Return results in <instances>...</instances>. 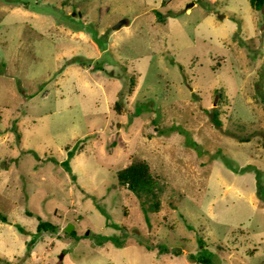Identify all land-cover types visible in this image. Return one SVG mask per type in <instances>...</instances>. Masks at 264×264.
Returning <instances> with one entry per match:
<instances>
[{"label": "rangeland", "instance_id": "obj_1", "mask_svg": "<svg viewBox=\"0 0 264 264\" xmlns=\"http://www.w3.org/2000/svg\"><path fill=\"white\" fill-rule=\"evenodd\" d=\"M130 157L158 210L118 183ZM38 218L59 235L30 249ZM0 257L264 264V6L0 0Z\"/></svg>", "mask_w": 264, "mask_h": 264}, {"label": "trees", "instance_id": "obj_2", "mask_svg": "<svg viewBox=\"0 0 264 264\" xmlns=\"http://www.w3.org/2000/svg\"><path fill=\"white\" fill-rule=\"evenodd\" d=\"M251 7L255 10H260L264 6V0H249ZM158 18L162 21L163 15L158 12ZM70 62H73L71 60ZM134 83V79L130 78L129 80V87L128 90H132V86ZM120 102L116 101L114 103L115 107H119ZM213 120L216 124H219L218 114L216 110L212 112ZM74 155L73 151H69V156L72 157ZM65 167L68 165L67 160L63 162ZM116 178L119 184L125 186L130 191H132L138 197H146L148 202H152V205L155 210H158L160 207L159 200L157 198V179L153 176L150 165L146 160L142 159H133V158H126L125 163L121 165V167L117 170ZM4 219V218H3ZM5 221V220H4ZM21 229V228H19ZM41 232H48L50 236H58L59 235V225L53 224L47 220H43L38 218V223L36 226V235L33 236L28 242V248H32L37 241V237ZM73 231L65 234H72ZM109 238H105L107 240ZM201 243L202 240L199 239ZM192 259L193 257L190 256ZM200 261L205 262L206 264H211L210 261L206 259H201ZM4 262L9 264V261L0 257V263Z\"/></svg>", "mask_w": 264, "mask_h": 264}, {"label": "water", "instance_id": "obj_3", "mask_svg": "<svg viewBox=\"0 0 264 264\" xmlns=\"http://www.w3.org/2000/svg\"><path fill=\"white\" fill-rule=\"evenodd\" d=\"M191 4H192V3H191ZM122 23H123V21H119V22H117V23L114 25V28L119 27ZM70 230H71L70 226H68L67 228H65V231H66V232H70ZM59 258H60V259L62 258V254L59 256Z\"/></svg>", "mask_w": 264, "mask_h": 264}]
</instances>
